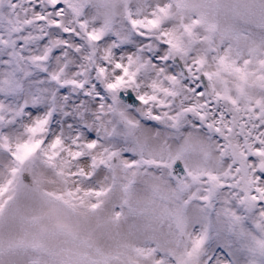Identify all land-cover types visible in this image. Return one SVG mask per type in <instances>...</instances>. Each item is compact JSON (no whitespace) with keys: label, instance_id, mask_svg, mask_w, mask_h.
<instances>
[{"label":"snow or ice","instance_id":"obj_1","mask_svg":"<svg viewBox=\"0 0 264 264\" xmlns=\"http://www.w3.org/2000/svg\"><path fill=\"white\" fill-rule=\"evenodd\" d=\"M0 264H264V0H0Z\"/></svg>","mask_w":264,"mask_h":264}]
</instances>
